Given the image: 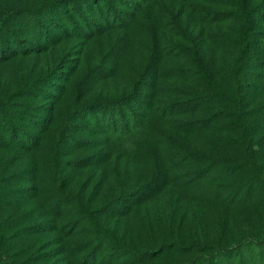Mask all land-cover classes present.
Returning <instances> with one entry per match:
<instances>
[{"label":"rangeland","instance_id":"rangeland-1","mask_svg":"<svg viewBox=\"0 0 264 264\" xmlns=\"http://www.w3.org/2000/svg\"><path fill=\"white\" fill-rule=\"evenodd\" d=\"M126 94L136 125L80 108L58 138ZM251 236L264 0H0V264H264Z\"/></svg>","mask_w":264,"mask_h":264},{"label":"trees","instance_id":"trees-1","mask_svg":"<svg viewBox=\"0 0 264 264\" xmlns=\"http://www.w3.org/2000/svg\"><path fill=\"white\" fill-rule=\"evenodd\" d=\"M108 6H109V9L111 8L114 9L112 6L110 5ZM115 15H116L115 21L117 23H122L124 21V17L121 14L115 13ZM48 18L50 19L49 23H56V19L53 17V15H49ZM86 20H87V23L91 22V20L89 21V19H86ZM41 29H42L41 30L42 35L49 38L50 32H48V30L45 28L44 25H42ZM63 77H66V76H63ZM56 85L49 86V88H47L46 86H40L37 88L35 95L38 97L39 94L42 92L45 94H49L50 97H53V96L55 97V95L51 93V90L49 89H53L57 87H58L57 89H60L62 87L61 82H59L57 86ZM126 98H130V96H127L126 94L123 96H119L115 99H108L106 101H93L89 103L87 102L88 105L86 104L80 105L79 109H77L78 105L75 106L71 111H68L66 114L62 116L63 122H62V127L60 128L58 132V138H60L62 142L64 141L63 135H68L67 131L70 130L71 126H73V123L70 121V118H71L70 115L73 113H79L80 108L85 109L87 107L89 110H92L93 108H96L98 110L100 109L103 115L108 114V117L110 118L107 119V121L109 123H112L113 127H116L115 125H118V123L121 124V126L122 125L124 126L125 123L129 119L135 122V125H136L137 123H139V119L136 117L135 112H133V109L128 103V100ZM90 105H93V106H90ZM39 108L43 109V111L41 114H37V116H39L40 118V119H37V127L42 128L44 127V123H45L44 121H46L49 117L48 113L51 112V107H50V104L46 103V104H43V106H40ZM39 108L36 109L37 112H39ZM28 112L30 113L29 110ZM29 113H27V117L31 116V114ZM12 136L15 137L16 136L15 133H13ZM17 139L19 143L23 145H25V143L27 142L29 143L33 141L35 142V138H33L32 134L28 133L27 131L24 134V140H22L20 137H17ZM56 205H57V202H56ZM251 237L252 239H254V242L258 244V246H264V236H251Z\"/></svg>","mask_w":264,"mask_h":264}]
</instances>
